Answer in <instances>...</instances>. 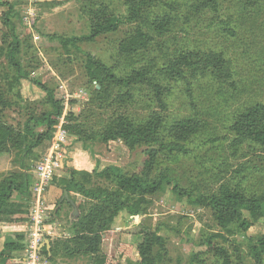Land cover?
Here are the masks:
<instances>
[{
  "label": "rangeland",
  "instance_id": "1",
  "mask_svg": "<svg viewBox=\"0 0 264 264\" xmlns=\"http://www.w3.org/2000/svg\"><path fill=\"white\" fill-rule=\"evenodd\" d=\"M0 1L14 7L11 20L21 44L17 59L30 78L19 83L15 80V71L6 56L10 29L4 22V15L8 8L0 7V118L18 128L30 116L48 111L46 94L33 81L51 89L63 106V113L53 126L52 140L46 141L26 159L32 178L31 197L18 196L13 200L21 206L23 213L0 221V229L11 233L6 236V241L9 236L15 238L19 233L25 236L27 243L31 232L33 189L38 180L34 171L52 152L56 142L54 133L61 130L67 145H64L66 151L62 158L59 157V166L45 193V222L49 234L42 248L43 264H94L96 257L83 251L70 256L60 251L56 257L52 253L54 243L73 237L72 224L81 217L82 207L88 203L78 193L68 192L78 210V216L74 218L72 204L62 201L67 191L60 183L69 178L68 168L83 173L78 176V181L87 188H113L110 182L96 176L82 181L85 173L92 175L96 169L101 171L114 165L127 176L142 173L147 146L131 150L121 140L108 143L86 140L75 131L76 126L81 125L85 136L89 137L103 132L111 117L118 114L135 124H142L153 110L160 111L145 95L146 89L142 85L134 92L133 102H120L117 98L119 89L113 92L112 99L106 100L97 93L101 89L99 82L88 77L85 69V54L90 53L106 66L128 70L132 62L121 54L120 45L131 37L135 26L127 23L116 33L89 42L83 39L90 35L93 18L104 6L110 12L124 14L122 0ZM185 15L183 12L181 21L169 37L162 39L166 41L160 39L163 48L154 56L157 55L160 62H166L182 51L212 49L224 54L232 78L224 84L227 87L222 90L224 95L221 97L218 95L221 81L210 78L200 80L195 86L174 88L169 111L164 112L166 116L174 121L190 115L201 121L202 128L192 137L179 140V144L189 149L187 155L163 151L154 169L143 175L157 178L166 174L197 196L218 192L223 184H234L243 177L240 172L245 174L242 179L248 191L264 195V149L248 143L233 144L234 137L229 128L230 119L238 110L264 104V0H223L220 21L224 24L211 23L213 14L206 15L208 21L193 16L192 20L183 23V18L187 19ZM61 39L77 41L75 46L65 48ZM188 87L192 91H188ZM15 171H20L17 155L0 156V181ZM147 200L149 204L143 206L146 207L144 215L131 216L128 211H122L114 218L111 228L103 232L100 256L106 258L107 264H128L129 259L122 257L118 250L120 245H133L131 259L138 258L136 248L142 241V236L137 235L138 225L157 232L164 239V249L156 247L154 250L155 264H190L191 258L199 255L204 264H221L206 242L215 234L218 246L229 255L228 263L224 264H253L247 254L245 236L264 235V218L253 219L246 214L252 226L245 235L235 225L228 230L221 229L208 207L179 198L169 186L148 196ZM44 250L49 253L48 257Z\"/></svg>",
  "mask_w": 264,
  "mask_h": 264
},
{
  "label": "trees",
  "instance_id": "2",
  "mask_svg": "<svg viewBox=\"0 0 264 264\" xmlns=\"http://www.w3.org/2000/svg\"><path fill=\"white\" fill-rule=\"evenodd\" d=\"M122 1L125 13L115 14L107 7H101V15L98 13L93 18L90 35L83 40L92 42L101 36L116 33L127 23L133 24L135 28L131 37L120 45L121 54L132 62L128 66L130 68L120 70L106 66L95 56L87 53L85 54L87 75L99 82L101 89L97 93L106 100L112 99L113 92L119 89L117 98L122 103L133 102L134 92L139 91L138 86L142 85L146 89L145 95L149 96L160 111L153 110L147 121L142 124H135L118 114L111 117L103 132L89 137L85 136L84 127L76 126L75 131L82 139H95L104 143L121 140L131 150L142 145L148 149L144 152L142 173L139 175L127 176L120 167L113 165L101 171L96 169L92 175L85 173L82 178V181H85L96 176L100 180L110 182L113 188H87L84 183L78 181V176H83V173L80 174L81 172L74 168L67 169L69 178L60 183L63 190L78 193L86 198L88 203L82 207L81 217L72 224L73 237L54 243L51 247L53 255L56 257L62 251L70 256L83 251L96 257L94 264H107L106 258L100 256L104 242L103 232L111 228L114 218L122 211H128L131 216L144 215L146 207L143 206L149 204L147 197L162 191L166 186L171 187L179 198H186L194 205L208 207L221 229L228 230L231 225H235L246 235L252 226V221L246 214L253 219L264 218V195L248 191L242 179L245 178V174L238 172L243 177L234 184H223L218 192L197 196L182 188L166 174L162 173L157 178L143 175L144 172L154 169L158 156L163 151L175 153L177 156L187 155L189 149L179 144V140L192 137L202 128L201 121L190 115L174 121L166 116L164 112L169 111V100L174 88L179 85L195 86L200 80L210 78L212 81H221L218 92L221 97L224 95L222 90L227 87L224 84L232 78L224 54L212 49L182 51L166 62H160L157 55L154 56L157 50L163 48L160 39L169 37L172 29L181 21L183 12L187 18H183V23L192 20L193 16L208 21L205 19L206 15L213 14L211 23L217 21L224 24V21H220L223 0ZM0 7L8 8L4 15V22L10 29V44L6 56L15 71V80L18 83L30 80L17 59L21 44L11 20L14 7L3 1H0ZM61 41L67 48L69 45L75 46L77 40ZM33 84L46 94L48 111L39 116H30L18 128L0 118V156L15 153L20 166V171L12 172L0 181V221L23 213L21 206L15 204L13 200L18 196L23 199L31 197L32 178L26 159L46 141L52 140L53 126L63 113V106L51 89L38 81H33ZM190 87L188 91H192ZM193 104L195 103L192 102ZM229 128L233 133V144L248 143L264 149V104L238 110L230 119ZM174 140L175 143L172 142ZM136 229L137 235L142 236V241L136 248L138 258L131 259L135 248L133 245H120L118 250L121 256L129 259L128 264H155L154 250L156 247L164 249V239L157 232L145 229L143 225H138ZM245 237L247 254L252 263L264 264V235ZM216 238L215 234L206 239L208 249L221 264L228 263V252L218 246ZM25 239L23 234H17L15 238L9 236L4 250L0 251V264H20L16 259L26 249ZM44 254L48 257L49 253L44 250ZM190 264H204V261L200 255L193 256Z\"/></svg>",
  "mask_w": 264,
  "mask_h": 264
},
{
  "label": "built area",
  "instance_id": "3",
  "mask_svg": "<svg viewBox=\"0 0 264 264\" xmlns=\"http://www.w3.org/2000/svg\"><path fill=\"white\" fill-rule=\"evenodd\" d=\"M56 139L53 145L52 152L46 155L42 162H40L35 171L38 175V180L33 189V208L31 213V228L26 249L17 262L20 264H43L42 248L45 244V237L49 234L45 218V193L53 179V175L57 166H59V157L62 158L65 153L64 137L65 133L61 130L54 133Z\"/></svg>",
  "mask_w": 264,
  "mask_h": 264
},
{
  "label": "water",
  "instance_id": "4",
  "mask_svg": "<svg viewBox=\"0 0 264 264\" xmlns=\"http://www.w3.org/2000/svg\"><path fill=\"white\" fill-rule=\"evenodd\" d=\"M64 200H66L72 204V206L74 207L73 217L77 218V216H78L77 207H76L74 201L70 199L68 192H65L64 198L62 199V201H64ZM47 244H49V241H47Z\"/></svg>",
  "mask_w": 264,
  "mask_h": 264
},
{
  "label": "crops",
  "instance_id": "5",
  "mask_svg": "<svg viewBox=\"0 0 264 264\" xmlns=\"http://www.w3.org/2000/svg\"><path fill=\"white\" fill-rule=\"evenodd\" d=\"M0 231H1V234H0V242H1V244H0V251H2V250H4V246H5V243H6V236L7 235H10L11 233L5 232V231L3 232L1 229H0ZM20 257L21 256H18L17 259H19Z\"/></svg>",
  "mask_w": 264,
  "mask_h": 264
}]
</instances>
